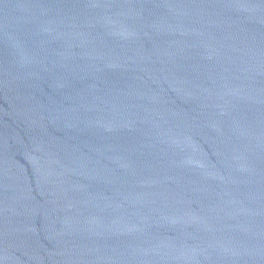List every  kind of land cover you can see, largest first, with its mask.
Returning <instances> with one entry per match:
<instances>
[{
  "label": "water",
  "instance_id": "obj_1",
  "mask_svg": "<svg viewBox=\"0 0 264 264\" xmlns=\"http://www.w3.org/2000/svg\"><path fill=\"white\" fill-rule=\"evenodd\" d=\"M0 264H264V0H0Z\"/></svg>",
  "mask_w": 264,
  "mask_h": 264
}]
</instances>
